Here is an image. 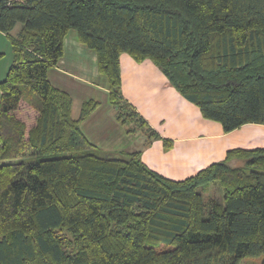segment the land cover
Instances as JSON below:
<instances>
[{
    "label": "trees",
    "instance_id": "obj_1",
    "mask_svg": "<svg viewBox=\"0 0 264 264\" xmlns=\"http://www.w3.org/2000/svg\"><path fill=\"white\" fill-rule=\"evenodd\" d=\"M73 29L145 146L162 138L123 97L122 53L152 60L226 132L264 124V0H0L13 48L0 81V264H264V147L173 179L142 149L96 145L81 123L99 102L75 116L48 75Z\"/></svg>",
    "mask_w": 264,
    "mask_h": 264
},
{
    "label": "crops",
    "instance_id": "obj_2",
    "mask_svg": "<svg viewBox=\"0 0 264 264\" xmlns=\"http://www.w3.org/2000/svg\"><path fill=\"white\" fill-rule=\"evenodd\" d=\"M120 60L123 97L162 138L148 146L144 145L145 134H128L115 118L109 83L99 72L97 53L79 41L76 30H70L65 37L64 54L48 73L54 85L75 99V116L82 102H99L81 123L96 145L105 149H142V159L149 167L173 179L194 175L225 159L230 149L264 147V124L246 123L226 132L221 123L204 118L199 106L183 96L152 60L138 62L129 53H122ZM9 66L1 71L0 81ZM163 138L170 139L173 145L165 148Z\"/></svg>",
    "mask_w": 264,
    "mask_h": 264
},
{
    "label": "rangeland",
    "instance_id": "obj_3",
    "mask_svg": "<svg viewBox=\"0 0 264 264\" xmlns=\"http://www.w3.org/2000/svg\"><path fill=\"white\" fill-rule=\"evenodd\" d=\"M18 29H19V26L17 27V29H15L13 31V34H17ZM2 51H4V52H2ZM0 52L4 53L2 56H0V73H1V71L3 70V68L5 69V66H7V64H9L11 66V64L13 63L12 41L6 33L3 34L1 31H0ZM238 163H243V161L239 160ZM208 197L209 198L214 197V198L218 199L219 201H223V191H222V188L220 187V185L218 183H212L211 184V188H210V191L208 193ZM206 199L208 200L207 197H206ZM208 209H209V207L207 206V210ZM261 262H262L261 257H259V258H247L244 260V264H260Z\"/></svg>",
    "mask_w": 264,
    "mask_h": 264
}]
</instances>
